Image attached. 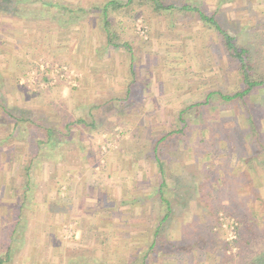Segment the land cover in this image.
<instances>
[{
    "label": "rangeland",
    "instance_id": "1",
    "mask_svg": "<svg viewBox=\"0 0 264 264\" xmlns=\"http://www.w3.org/2000/svg\"><path fill=\"white\" fill-rule=\"evenodd\" d=\"M39 1L59 6L44 19L0 11V105L61 135L36 155L31 136L11 135L0 108V139L10 134L18 159L10 169L31 173L14 182L18 188L30 181V198L11 194V209L0 211L2 264H141L144 257L147 264H259L264 85L243 100H224L242 88L238 67L222 37L183 8L214 17L247 49L252 79L264 81V0H38L30 6ZM63 8L75 11L82 27L70 32L58 24ZM105 36L114 45L106 52ZM160 42L165 47L157 49ZM61 67L76 75L75 86L54 73ZM79 121L96 127L84 130ZM162 176L171 213L154 193ZM212 203L219 205L216 214ZM249 209L256 217L241 238L237 229L242 224L245 231ZM232 210L244 214L239 219ZM105 219L119 228L104 229ZM9 237H22L20 246Z\"/></svg>",
    "mask_w": 264,
    "mask_h": 264
},
{
    "label": "trees",
    "instance_id": "2",
    "mask_svg": "<svg viewBox=\"0 0 264 264\" xmlns=\"http://www.w3.org/2000/svg\"><path fill=\"white\" fill-rule=\"evenodd\" d=\"M141 1H144V0H141ZM149 1L151 2V0H149ZM36 2H38V0H0V11L1 12H7L10 10L11 14L13 16L20 17L23 19H25V18L44 19V18L48 17L47 14H44L45 12H48V10L58 9V6H59L58 4L49 3V2H45V1H39L41 6H37V7L30 6ZM114 4H116V3H114ZM155 7L159 8L160 6H155ZM165 9H167V8H165ZM183 10L190 11V12H196L199 19L203 23H205V25H209L211 28L214 29L217 36L220 35L222 37L223 44H224L227 52L229 53L230 57L232 58V60L236 63V65L238 67V73L240 76H242V82H241L242 88L238 92H236L235 94L229 95V96H221V94L219 93V95L224 100L230 101V100L237 99V98L239 100H243L256 87L264 85V81H262V80L254 81L251 77L252 68H251V65L249 63V54H248L247 49H245L243 47H237L234 44V38L230 37L229 35L226 34L225 31L222 30V28L219 26L218 22L216 21V19L214 17L207 16L203 12L199 11L198 9H194V8L188 7V6L184 7ZM65 14H68V15H65ZM60 16L61 17L58 18L59 17V15H58L57 18H58V24H60L61 26L70 25V18L73 21H74V19L78 18V17H76V18L70 17V10H67V9H64V14L60 15ZM103 18H104V20L106 19V13L104 14ZM104 22H107V21H104ZM107 34L109 35V32H107ZM216 94H218V92ZM0 108H1V113L3 115H5L7 118H9V122L11 124V130H10L11 134H13L15 132V130H18V132L21 131L22 134H28L29 136H31L30 141L34 142V143L32 142L33 144H31V147H32V149L33 148L35 149L36 155L40 151V149L38 147H40L42 144H45V146H48L49 150H50V145H53L56 143L55 138L59 137L61 135V133H59L56 130H51L48 128H41L40 126L37 127L36 125H32L33 121L31 120V118H28L24 114L19 115V116L15 115L17 113L14 112L12 109L7 108L4 104L0 105ZM80 123L82 124V128L84 130L87 129L88 126H90V128L96 127L95 123L94 124L91 123V124L86 125L85 122L79 121L78 124H80ZM182 124L185 125V123L183 121H182ZM182 128H180L178 131L172 132L166 136H170L171 134H181L182 130H183ZM29 130L33 131V132L37 131L38 134L37 133L33 134V132L29 133ZM41 133H43V136L41 135ZM33 137H35L36 140ZM153 151H154L155 161L160 166L161 174L164 175L162 163H161L159 157L157 156V154H158L157 149L155 148ZM28 176H29V174H28ZM162 178L163 179L159 185V189L156 190L154 193L157 194V196L159 198V202L164 204L167 207V211H168V209L170 208V204H169L170 202L165 199L164 192L162 191V188H165L168 185V183L166 182L164 176H162ZM28 180H29V178H28ZM27 183L28 184L26 186V188H27L26 198L28 200V198H30V195H31L30 184H29L30 181H27ZM217 197L219 200L222 199V195H218ZM218 206H219L218 203H215L211 206V208H213L212 212L214 214H216L217 210H219ZM170 210H171V208L169 209L168 213H171ZM234 212H236V211L232 210L231 213L234 214ZM236 213H237L239 219L244 214V213H238V212H236ZM255 217L256 216H253L251 214V210H250V216L247 217V224L248 223L249 224L247 225V227L245 228V231H244V227L240 223L241 225L237 229L238 230V237L243 238L246 233L249 234V232H251L250 231L251 230V225H250L251 224L250 223L251 218L253 219ZM164 219H166V216L163 218V221H165ZM155 232H156V234L154 235L153 240H152L151 245H150V248H149V250L151 252H155V249L158 245V241H157L158 230H155ZM245 244H249V241H246ZM228 247L229 246L227 245V248ZM257 258L259 260V264H264V252L262 254L258 255ZM146 259H147L146 257L142 258L141 264H147ZM0 264H2L1 260H0Z\"/></svg>",
    "mask_w": 264,
    "mask_h": 264
},
{
    "label": "crops",
    "instance_id": "3",
    "mask_svg": "<svg viewBox=\"0 0 264 264\" xmlns=\"http://www.w3.org/2000/svg\"><path fill=\"white\" fill-rule=\"evenodd\" d=\"M113 4V3H112ZM108 6H105V9H103V11H105L106 10V8H107ZM154 8L156 9V10H162V7H159V8H156L155 6H154ZM80 10H82V9H80ZM70 12H72V14L75 16V11H70ZM74 16H71L70 15V17H72V18H76V17H78V15H76L75 17ZM85 18V17H84ZM83 18V19H84ZM74 24V25H73ZM77 24H75V19H74V21L73 20H71V18H70V25H68V26H70V32L72 31V29H76V28H79V27H82V25H80V26H76ZM64 27H67V26H64ZM188 30H192V28H189ZM89 33H90V31H88ZM107 32H109V35H112V33H110V31H106V34H107ZM71 34V33H70ZM84 34V33H83ZM108 35V34H107ZM71 36V35H70ZM76 37V36H75ZM82 37H83V35H82ZM82 37H76V38H78L79 39V41L81 40V39H83ZM106 38H103V41H105V43H104V45H103V51H107L108 50V48L110 47V45L112 44V46H114L113 45V43H111V41H112V39L113 38H111V37H107V36H105ZM78 39L76 40V42L78 43L79 41H78ZM73 43V42H72ZM161 44H158L157 45V49L159 48V47H165L164 46V43H162V42H160ZM125 47H126V49L128 50V51H130V49H129V46L128 45H125ZM106 61L109 63V62H111V57H107V59H106ZM130 69L132 70V66L130 67ZM171 74V73H170ZM181 89V88H180ZM110 108V107H109ZM10 133H11V131H10ZM8 135L9 136H7V137H5L4 135H3V137L0 139V211H2V210H4V209H11V206L9 205L10 204V202H9V200L10 199H8V198H10L11 197V194H15V193H18V198H19V193L20 194H23L24 195V201H27V198H26V191H27V188L25 187V183H18L19 184V187L17 188H15L14 187V182L15 181H17L18 179H20L21 178V176H23V178L24 179H27V176H28V174H21V176L20 175H18V168H19V166L18 165H16L15 166V169L16 170H13V172H12V170L10 169V163L11 162H13V161H17L18 159H17V157H16V152H14L13 154H12V152H11V150H12V147H9V146H11L12 145V143H9L10 142V140H11V138H10V134L8 133ZM12 135V134H11ZM5 147H7V148H5ZM9 147V148H8ZM26 154H27V152H25ZM25 153H24V161H25ZM36 160L37 159H35L34 161H32V163H35L36 162ZM29 176L31 177V173L29 174ZM28 176V177H29ZM22 184V185H21ZM26 184H27V182H26ZM27 186V185H26ZM22 188H24V189H22ZM15 196V195H14ZM17 199V198H16ZM22 202L20 205H19V209H21V208H23L24 209V207H25V203L26 202ZM6 206V207H5ZM115 219H117V218H115ZM101 224L104 226H109V227H112V226H114V227H118L119 228V224L115 221H112V220H109V219H105V221H102L101 222ZM153 224V223H152ZM105 226H104V229H105ZM21 239H22V237L20 238V237H17V238H12V237H9V242H11V241H13L14 243L15 242H17L18 243V245L20 246V243H21ZM9 246V245H8ZM10 246H12V243H10Z\"/></svg>",
    "mask_w": 264,
    "mask_h": 264
},
{
    "label": "built area",
    "instance_id": "4",
    "mask_svg": "<svg viewBox=\"0 0 264 264\" xmlns=\"http://www.w3.org/2000/svg\"><path fill=\"white\" fill-rule=\"evenodd\" d=\"M138 31L140 32V35H143L145 33L144 29L139 28ZM59 78L65 79L66 81H69L70 84L75 86L76 83V75L67 69L66 67L57 68L54 72ZM51 75L53 76V72H51Z\"/></svg>",
    "mask_w": 264,
    "mask_h": 264
}]
</instances>
